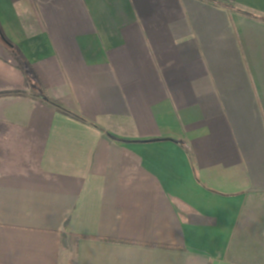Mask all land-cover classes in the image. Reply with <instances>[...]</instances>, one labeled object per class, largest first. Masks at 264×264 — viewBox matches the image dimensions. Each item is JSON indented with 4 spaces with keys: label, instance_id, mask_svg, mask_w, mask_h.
<instances>
[{
    "label": "crops",
    "instance_id": "1",
    "mask_svg": "<svg viewBox=\"0 0 264 264\" xmlns=\"http://www.w3.org/2000/svg\"><path fill=\"white\" fill-rule=\"evenodd\" d=\"M221 1L0 0V264H264V0Z\"/></svg>",
    "mask_w": 264,
    "mask_h": 264
},
{
    "label": "trees",
    "instance_id": "2",
    "mask_svg": "<svg viewBox=\"0 0 264 264\" xmlns=\"http://www.w3.org/2000/svg\"><path fill=\"white\" fill-rule=\"evenodd\" d=\"M205 1H208V2H211V3H218V4L222 3L221 0H205ZM0 37L3 39L4 43H5L7 46H9V48H11V49L14 50V47L12 46V44H10V43L7 41V39L4 37V35L2 34L1 29H0ZM43 99L46 100V101H48L50 104H52L53 106L57 107L58 109H62V110H64V112H66V113H68V114H71V115H74V114H72L70 111L64 109L59 103H57V102H55V101H51V100H49L47 97H44ZM74 116L80 119L79 116H76V115H74Z\"/></svg>",
    "mask_w": 264,
    "mask_h": 264
},
{
    "label": "rangeland",
    "instance_id": "3",
    "mask_svg": "<svg viewBox=\"0 0 264 264\" xmlns=\"http://www.w3.org/2000/svg\"><path fill=\"white\" fill-rule=\"evenodd\" d=\"M0 46H2V42L0 41ZM3 51H1V48H0V53L1 54H3V52H4V49H2ZM11 52V54L13 53L12 51H10ZM14 55V54H13Z\"/></svg>",
    "mask_w": 264,
    "mask_h": 264
}]
</instances>
